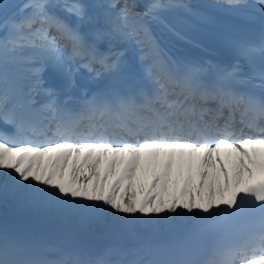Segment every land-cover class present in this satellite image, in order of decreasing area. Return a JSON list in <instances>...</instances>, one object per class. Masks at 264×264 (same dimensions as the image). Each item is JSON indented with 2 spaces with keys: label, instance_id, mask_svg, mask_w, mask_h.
I'll return each mask as SVG.
<instances>
[{
  "label": "snow or ice",
  "instance_id": "obj_1",
  "mask_svg": "<svg viewBox=\"0 0 264 264\" xmlns=\"http://www.w3.org/2000/svg\"><path fill=\"white\" fill-rule=\"evenodd\" d=\"M256 3L259 39L238 45V55L250 63L257 54L264 58V0ZM9 7L0 0V124L14 130H0L4 193L82 222L108 218L128 232L192 222L190 240L158 249L146 262L115 264H264V70L245 74L237 60L205 79L203 65L167 57L144 22L170 9L191 13L187 4L151 0L137 12L128 0H102L91 5L105 26L97 39L135 38L148 60L145 83L91 94L85 89L75 97L70 62L79 60L99 76L94 65L116 73L123 56L100 52L81 33L90 6L26 0L11 18ZM19 65L27 73L22 78ZM48 69L62 83L48 85ZM193 249L195 259L189 258ZM107 254L60 251L50 258L42 246L0 236V264H110Z\"/></svg>",
  "mask_w": 264,
  "mask_h": 264
},
{
  "label": "bare ground",
  "instance_id": "obj_2",
  "mask_svg": "<svg viewBox=\"0 0 264 264\" xmlns=\"http://www.w3.org/2000/svg\"><path fill=\"white\" fill-rule=\"evenodd\" d=\"M131 1L139 6V10H135L137 12H143L145 6L151 2V0ZM183 1L204 11L241 18L262 29L260 14L232 10L217 0ZM6 2L11 6L7 10V15L11 18L15 14L18 16V8L16 6L22 5L26 0H6ZM82 2L90 6L88 11L91 20L88 23L82 22L80 25L85 26V29H92L94 34L97 30H103L105 26L102 18L99 16L98 11L91 7V5L99 3V1L82 0ZM57 14L60 15L58 10ZM93 16L96 17V20ZM61 17H66L65 19H71L77 23L75 17H64V15ZM2 18L3 11L0 10V19ZM144 22L156 45H158L165 55L171 57L173 60L179 58L176 60L184 59L183 61L185 62H193L204 67H209V62H205L208 60H203L202 58L204 57L200 56L202 54L210 58L213 62L210 67H214L215 70L217 67L230 68L238 60V56L234 53H220L208 50L181 35H176L177 32L169 27L162 19L153 20L151 17H145ZM174 37L180 40V44L171 41ZM88 42L95 44V46H101L104 49H109V47L113 48L115 52H117L116 47L125 50L133 62L134 67L131 69L133 72L137 70L144 71L147 66L148 60L139 58L140 54L137 46L131 47L128 43L118 41H110L106 44L105 38L104 40H88ZM134 55L139 59L136 60ZM130 57L128 58L130 59ZM21 66L23 68L25 67L24 65ZM241 68L242 71H245L243 65H241ZM77 70H79L81 75L86 74L81 68ZM18 72L21 73L19 77H23V71ZM105 74L109 75L107 79L94 83L90 81L87 84L85 83L80 89L75 86L72 92L74 93L95 85H102L105 88H109L113 84L117 86L118 83H124L130 78V72H127L124 76L122 63L118 72H105ZM75 75L74 73V77ZM44 77H46L48 85L62 83L57 74L51 69L44 72ZM6 171L8 170H0V178H7L4 175ZM2 185L3 183L0 185V236L6 235L13 240L42 246L47 250L50 258H56L58 253L63 251L77 254L81 257L92 258L108 253L104 258L113 262L142 261L143 258L151 255L152 249L147 246V242H152L155 237L165 234V231L168 229L162 227L159 231H151L147 228L137 226L133 232H128L118 225H113L108 218H105L103 221L93 220L82 222L77 217L68 216L55 209L46 208L37 203L14 197L11 193L6 194L3 191ZM6 198H9L10 201H7ZM178 211L186 210L178 209ZM172 223L177 225L174 231L179 232L187 229L192 222L185 220L173 221Z\"/></svg>",
  "mask_w": 264,
  "mask_h": 264
},
{
  "label": "rangeland",
  "instance_id": "obj_3",
  "mask_svg": "<svg viewBox=\"0 0 264 264\" xmlns=\"http://www.w3.org/2000/svg\"><path fill=\"white\" fill-rule=\"evenodd\" d=\"M96 1H99V2H102V0H96ZM60 2L61 3H63V0H60ZM122 2V0H119V3H121ZM220 2H221V4H224V6L225 5H227V3H226V0H220ZM244 2H245V4L247 5L246 7H240V8H233V7H230V6H228V8H230V9H233V10H240L241 12H243V11H245V13L246 12H255V13H259L260 14V12H259V7H258V5H257V3H256V0H244ZM59 11V13H64V12H62V11H60V10H58ZM65 15L64 16H67V14L66 13H64ZM252 14H254V13H252ZM14 16H16V14L14 15ZM68 17V16H67ZM74 18V17H73ZM87 23V22H86ZM84 24V23H83ZM81 27H83V25H80ZM133 39V38H132ZM136 40V39H135ZM131 41V40H130ZM136 44H139L138 42H137V40H136ZM70 66H71V68H72V70H74V68H75V61H72V62H70ZM24 68L21 66V65H19L18 66V70H17V76L19 77L20 75H21V73H19L18 71H23L22 72V75L23 76H25V75H27V73L23 70ZM22 78V77H21ZM5 179H3V177L2 178H0V185L3 183V181H4Z\"/></svg>",
  "mask_w": 264,
  "mask_h": 264
}]
</instances>
